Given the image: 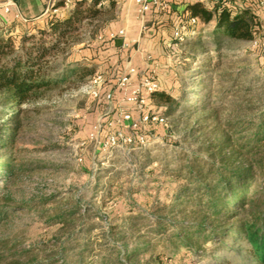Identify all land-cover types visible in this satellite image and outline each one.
<instances>
[{
    "label": "rangeland",
    "instance_id": "374dc122",
    "mask_svg": "<svg viewBox=\"0 0 264 264\" xmlns=\"http://www.w3.org/2000/svg\"><path fill=\"white\" fill-rule=\"evenodd\" d=\"M47 1L51 5L57 0ZM20 12L25 18L29 16ZM14 23L20 25L14 36L46 27L41 22L33 24V20L4 18L0 21V36L7 37ZM94 24L80 23L76 39L60 45L47 60L58 62V70L68 62L94 60L106 73L103 81L79 84L68 80L46 92L42 99L23 105L28 116L23 139L29 148L23 155L27 170L10 190L24 208L11 213L0 225V251L9 255L8 261L0 264L12 260L41 262L62 246L68 249L65 254L71 264H76V254L82 251L85 258L81 264L92 262L95 257L91 256L101 248L103 234L110 227L122 226L127 232L125 218L132 210L151 214L155 204L169 202L176 193L174 170L183 157L199 145L221 138L223 129L236 128L245 117L264 110L263 46L256 40L229 41L216 50V40L204 37L209 26L201 35L203 45L192 43L200 38L194 39L193 33L183 41L173 40L163 54L148 49L158 61L155 65L159 64L160 88L180 101L167 123L142 124V130L151 134L144 145L121 142L104 148L102 143L109 134L134 133L123 121V113H131L136 119L140 116L138 109L124 100V91L118 88L117 77L112 76L114 67L122 72L128 64L134 66L135 84L148 73L151 62L146 56L141 59L136 48L124 52L114 49L100 38L101 33L92 37ZM172 32L167 37L172 38ZM159 43L161 46L163 40ZM205 62L213 64L202 72L200 65ZM162 108L148 101L146 110L158 112ZM96 132L98 138L92 140L90 136ZM73 211L75 216L67 221L57 218ZM147 224L146 220L140 222L142 232L149 229ZM226 246L215 254L222 260L219 263L209 257L213 247L209 242L206 253H185L181 249L185 255H173L165 264H238L240 259L233 251L236 243L229 240ZM243 247L248 245L244 243Z\"/></svg>",
    "mask_w": 264,
    "mask_h": 264
},
{
    "label": "trees",
    "instance_id": "16d2710c",
    "mask_svg": "<svg viewBox=\"0 0 264 264\" xmlns=\"http://www.w3.org/2000/svg\"><path fill=\"white\" fill-rule=\"evenodd\" d=\"M64 3L57 0L51 4L46 27L17 36L11 32L7 37L0 36V225L11 213L24 208L10 190L27 170L23 155L29 148L23 139L28 116L23 105L42 99L46 92L65 81L86 84L95 75L106 74L94 60L68 62L58 70L59 63L48 61L47 56L63 43L74 41L79 24L84 21L95 23L92 37L102 33L117 17V1L71 0L62 9ZM56 8L62 10L54 12ZM186 10L185 20L196 18V22L187 23L185 36L195 33L194 39L200 37L193 44L203 45L205 39L201 35L211 26L204 37L216 40V50L229 41L254 40L264 49V24L256 9L234 10L226 0L208 6L199 0L188 4ZM211 64L205 62L200 69L205 72ZM120 72L116 66L112 76L116 78ZM147 98L163 106L156 112L163 117L173 115L180 106L179 99L165 89L151 92ZM221 133V138L199 145L181 159L174 170L176 193L169 202H158L150 208L151 214L132 210L125 218L129 230L110 227L103 234L101 248L91 256L95 260L89 263L165 264L173 255H185L181 249L185 253H206L209 242L213 243L209 257L219 263L222 260L215 254L226 249V242L231 240L236 243L235 249L231 246L230 249L238 255V264H264V110ZM146 134L149 139L151 134ZM75 214L74 211L69 215L63 213L57 218L67 221ZM144 220L148 221L146 232L140 230V222ZM244 243L248 247L244 248ZM67 250L62 246L41 262L12 260L7 264H71L65 254ZM83 257L84 251L76 254V264H81ZM8 258L9 255L0 251V262Z\"/></svg>",
    "mask_w": 264,
    "mask_h": 264
},
{
    "label": "crops",
    "instance_id": "0c3cea01",
    "mask_svg": "<svg viewBox=\"0 0 264 264\" xmlns=\"http://www.w3.org/2000/svg\"><path fill=\"white\" fill-rule=\"evenodd\" d=\"M8 0H2L0 3H5ZM116 13L117 17L113 20V22L109 23L103 30L100 35V38H104L105 40H109L110 46L117 48L122 52L136 48V53L141 55V59L145 58L146 60H150L148 62H158L154 59L155 55L149 54V50L155 53H165L163 50L166 47H170L173 44V32L172 38L167 37V34L171 32L172 29L181 21L185 19L187 16V6L190 3L199 1V0H168L170 7L163 14H156L150 12L146 15V24L148 26V35L147 32H142V23L138 19L137 14V5L135 0H116ZM208 6H213L215 2L218 0H201ZM261 0H231L226 1V4L232 7L234 10H238L244 7H252L257 10L258 13L261 14L260 7ZM2 4H0V16L2 17L0 21L4 18L10 19L14 21V18L17 19L14 15V11L18 9L19 11H23L25 13H29L28 21L33 20L34 23H46L47 15L50 11V4L47 0H15L14 10L12 13L4 14ZM16 7V8H15ZM60 9L59 11H61ZM35 11V12H33ZM36 21V22H34ZM19 24H12L11 33H15L19 31ZM15 30V32H14ZM120 30L125 31V35H119L115 39L110 38V34L117 33ZM166 38V39H165ZM163 40V44L160 46L159 40ZM136 40V42H134ZM127 41L130 43L128 47H124V42ZM147 49V50H146ZM134 51V52H135ZM135 53V55H136ZM152 53V52H151ZM162 59V57H161ZM144 62H147L144 60ZM157 71L159 64H157Z\"/></svg>",
    "mask_w": 264,
    "mask_h": 264
},
{
    "label": "built area",
    "instance_id": "2783aa9c",
    "mask_svg": "<svg viewBox=\"0 0 264 264\" xmlns=\"http://www.w3.org/2000/svg\"><path fill=\"white\" fill-rule=\"evenodd\" d=\"M64 7L67 8L70 5L71 0H64ZM231 1V0H226ZM137 5V14L138 19L142 23V32H147L148 26L146 24V15L150 12H164L167 11L170 7L168 0H135ZM15 0H8L2 4L3 13L9 14L14 10ZM261 7V19L264 24V0L260 2ZM16 8V7H15ZM61 8L54 9V12H59ZM14 15L17 19L28 21L21 12L16 9ZM0 16V20H1ZM196 22V18H189L188 20L182 19L173 29V39L183 41L185 39V33L187 32V23ZM119 35H125L124 30H120L117 33L110 34V38L115 39ZM136 42V40H134ZM124 47L130 45L129 42H124ZM149 71L146 75H143L138 83L132 84V76L136 74V68L127 65L126 69L120 72L117 77L118 88L124 91L125 97L124 100L136 107L140 113L139 118H134L131 113L125 112L122 114L123 121L126 123V126L133 130L134 133H125L123 131H118L116 133H111L107 136L106 140L103 141L102 145L104 148L113 147L119 145L121 142L132 145L134 143L138 145H144L148 141L147 134L142 130V124L144 123H164L167 122V117H163L156 113V111H148L146 107L148 105L147 94L160 90V84L157 77V65L154 62H151L149 65ZM104 76L102 74H97L91 80L92 84H99L103 81ZM94 94L97 95V92L94 91ZM108 97H112V94L109 93ZM98 131V127H95ZM99 132V131H98ZM98 132L92 133L90 138L92 140H97Z\"/></svg>",
    "mask_w": 264,
    "mask_h": 264
}]
</instances>
